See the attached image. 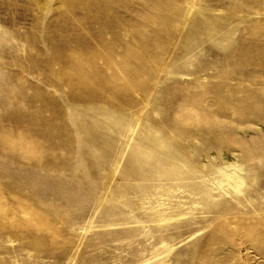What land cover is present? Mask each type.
<instances>
[{
	"label": "rangeland",
	"instance_id": "1",
	"mask_svg": "<svg viewBox=\"0 0 264 264\" xmlns=\"http://www.w3.org/2000/svg\"><path fill=\"white\" fill-rule=\"evenodd\" d=\"M43 1L0 0V264H264L218 170L264 202V0ZM79 51H130L124 80L73 86Z\"/></svg>",
	"mask_w": 264,
	"mask_h": 264
},
{
	"label": "bare ground",
	"instance_id": "2",
	"mask_svg": "<svg viewBox=\"0 0 264 264\" xmlns=\"http://www.w3.org/2000/svg\"><path fill=\"white\" fill-rule=\"evenodd\" d=\"M109 1L110 0H91L88 3V5H90V3L92 2V4L97 5L99 7H102L100 5L106 6ZM149 1L150 0H148V2ZM39 2L44 3L43 0H39ZM74 3H75V5L78 6L77 3H80V2H79V0H74ZM80 52L81 51L77 52L73 58H71V59L68 58L69 61L72 62V67L69 71V77L70 76L71 77L69 79L71 80V82H72L71 84H73V86H75V87L79 86V87H83V88L89 87L91 85L106 87L108 85L110 86V85H115V84L119 83V82L116 83L118 78H120L122 76V78H120L122 81L124 76L118 75V74H120L118 69L121 68L120 69V71H121L122 67L124 66L125 70H127L126 67L129 66V59L131 56V54L129 53L130 51L128 53L126 52L125 54H122L121 60L117 61L119 59L118 56L121 54L116 56V57H118V59L117 58L114 59V57L112 56L113 55L112 53H111L112 57L108 56L106 58H102V56L100 54L98 55V54L93 53V55H92V53H90L92 56L89 54L85 60H79V59H77V57L80 54ZM129 54H130V56H129ZM82 55H86V53H83ZM100 60H103V62H100ZM132 66H130L131 68H128V69H130V71L135 70V69H133ZM104 68L106 70L107 69H110L112 71L114 70L113 72L114 73L117 72L118 74L117 73H115V74L111 73L112 76H110L109 78L102 77V75H100V72H102V70ZM127 73H129V70ZM133 75H135L134 72H133ZM118 76H120V77H118ZM128 79L129 80H127V78H126V82L127 81L131 82L130 78H128ZM134 79L136 80V76L134 77ZM137 79L139 80V78H137ZM70 80H69V82H70ZM121 81H120V84H121ZM132 82H134V81H132ZM91 93H93V92H91ZM180 114L182 115V121H183L182 124L192 125V131H195V132H198V131H196V128L199 125V123H202L204 125H211L212 123H214L216 121V119H215L216 117H214V113H210L209 116H207L204 120H202L201 118H199L201 115V111L199 109H196V108L191 107V106L188 109L181 111ZM259 123H262L263 127H264V123L262 121H259ZM176 133L178 134L179 137H181V135H182L181 132L176 131ZM169 137L171 138L170 134H169ZM11 141H13V140H11ZM5 142H7V140ZM14 142H15V140H14ZM241 142L245 145V141H241ZM173 143L182 145V143H175V142H173ZM191 144H192V141H191ZM181 147H183V146H178L176 149L178 151H180ZM183 148L185 149V147H183ZM223 158H224V160H223L224 165L218 168L219 176H220V180H221V188L223 189L224 194H226L227 196H229L231 198L226 197L227 200L223 201L226 204V206L222 207L221 210L225 211V212H230V211L236 210V212H239V213L249 214L250 215L249 218H254V214H255L254 212L255 211L264 209V205H263L264 202L260 200V198L257 194H256L257 199L256 200L251 199V204H248L247 202H245V200L243 198L239 197L241 195H244L243 190H244V186L246 184L245 177H244L245 168L243 167V164L240 162L241 158L238 155V153H236V151L234 152L232 150L225 151ZM253 187L255 188L254 192L257 193V191L262 190L263 183H256ZM233 197H238V198L235 199ZM248 199H246V200H248ZM237 200L239 201V203L234 204L233 201H237ZM220 204H221V202H220ZM216 207H219V203H217ZM1 208H3V207H1ZM2 211H3V209L2 210L0 209L1 214H2ZM36 216L37 215H35V217L33 216L34 219L36 218ZM40 218H39V223L41 222ZM35 222H36V220H35ZM40 224H38V225H40Z\"/></svg>",
	"mask_w": 264,
	"mask_h": 264
}]
</instances>
